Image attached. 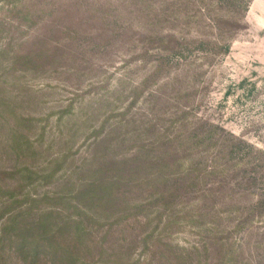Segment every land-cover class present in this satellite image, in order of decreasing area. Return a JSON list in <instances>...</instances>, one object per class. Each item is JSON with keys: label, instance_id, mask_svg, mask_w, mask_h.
I'll use <instances>...</instances> for the list:
<instances>
[{"label": "rangeland", "instance_id": "rangeland-1", "mask_svg": "<svg viewBox=\"0 0 264 264\" xmlns=\"http://www.w3.org/2000/svg\"><path fill=\"white\" fill-rule=\"evenodd\" d=\"M193 129L261 174L264 0H0V264H264Z\"/></svg>", "mask_w": 264, "mask_h": 264}, {"label": "trees", "instance_id": "trees-1", "mask_svg": "<svg viewBox=\"0 0 264 264\" xmlns=\"http://www.w3.org/2000/svg\"><path fill=\"white\" fill-rule=\"evenodd\" d=\"M225 50L228 46L224 45ZM212 126L210 129L219 130ZM189 135V139L195 141V147L189 150L191 157V165L196 170L200 171L202 175L219 178L220 188H228L232 185L237 187L240 192L248 196L254 195L255 199L248 203L249 216L244 217L238 225L245 226L253 222V218H259L264 214V169L261 174L257 172L254 167L257 165L254 162V157L251 156L252 147L243 144V142L236 140L233 135L229 134L231 140L229 144L224 143L219 139L215 133L198 134L195 129ZM213 141V146L219 142V146L214 149H207L208 142ZM241 147V148H239ZM242 147L249 148L250 152H242ZM264 155V152L257 151ZM251 169V173L247 171ZM259 174V175H258ZM190 175V172H189ZM197 207V206H196ZM258 222V221H257Z\"/></svg>", "mask_w": 264, "mask_h": 264}]
</instances>
